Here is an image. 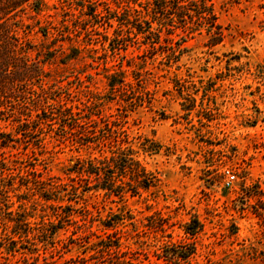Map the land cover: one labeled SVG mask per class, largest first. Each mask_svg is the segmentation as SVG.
I'll return each instance as SVG.
<instances>
[{
	"label": "rangeland",
	"instance_id": "obj_1",
	"mask_svg": "<svg viewBox=\"0 0 264 264\" xmlns=\"http://www.w3.org/2000/svg\"><path fill=\"white\" fill-rule=\"evenodd\" d=\"M46 1L49 8L37 17L42 25L44 20L52 24L68 20L63 10L78 13L75 4L66 9L63 0ZM101 1L115 7L111 0ZM205 1L213 6L221 28L222 40L216 45L195 22L199 31L182 39L181 30L171 36L164 33L165 50L145 51V45L133 44L121 51L125 57L120 58L107 44L104 52L99 42H93L68 66L60 57L46 66L51 79L64 78L62 85L71 82L70 91L76 95L71 103L82 107L87 99V94L77 92L73 75L80 71L83 80L87 81L86 74L94 79L89 89L102 96L101 115L114 119L126 114L129 133L138 144L137 159L150 172L153 186L122 200L88 192L71 202L66 196L62 202H46L38 193H27L23 197L31 232L14 235L13 223L0 222V236L6 228L16 241L0 249V264H109L117 261L115 254L99 253L97 246L107 234L112 240L119 238L117 256L125 254L121 259L135 264H264V0ZM107 31L111 35V28ZM30 38L35 43L52 42L36 29ZM79 39L85 40L82 35ZM171 46L174 51L167 49ZM63 50L69 53L68 44ZM131 56L136 57L135 65L128 67ZM120 62L132 85L127 92L132 106H127L131 99L123 102L106 88L105 69L113 72ZM134 71L141 73V87ZM43 138L45 147L30 142L24 149L16 143L15 148L0 149V158L32 162L43 180L52 178L71 190L77 183L71 181L73 174L68 178L67 169L89 150L78 152L50 135ZM226 171L236 175L229 184ZM19 194H24L23 188L9 194L12 211L18 210ZM68 205L73 208L65 218ZM118 214L130 218L114 230L104 228L103 223ZM193 220L201 226L191 236L187 230ZM51 224L59 227L53 236L47 234ZM7 248L15 251L7 253ZM191 248L194 253L185 262L181 252Z\"/></svg>",
	"mask_w": 264,
	"mask_h": 264
},
{
	"label": "trees",
	"instance_id": "obj_2",
	"mask_svg": "<svg viewBox=\"0 0 264 264\" xmlns=\"http://www.w3.org/2000/svg\"><path fill=\"white\" fill-rule=\"evenodd\" d=\"M111 1L115 7L101 0H63L64 8L71 9L75 4L77 6L74 10L78 13L75 15L63 10L62 15L64 18L70 17L68 20L63 19L59 24L44 20L42 25L37 17L49 8L46 0H0V149L15 148L16 143L27 149L30 142H37L45 147L42 144L43 137L50 135L61 143L67 142L74 146L78 152L81 149L89 150L87 157H76L67 169L68 178L73 174L71 181L77 183L71 184V190L65 184L54 182L52 178L43 180L42 173L32 162L15 159L10 163L6 157L0 158V222L4 226L9 222L13 223L14 235L27 236L31 232L27 221L30 215L25 210L24 203L27 199L23 197L27 193L32 196L38 193L46 202H62L65 196L71 202L81 199L88 192H103L106 196L113 195L122 200L127 194L134 197L141 190L153 186L150 172L137 159L138 144L129 133L128 121L124 120L126 114H119V118L114 119L101 115L99 108L103 102L102 96L98 91L89 89V84H93L94 79L86 74L87 81L83 80L81 75L84 72L80 71L73 76L79 84L77 92L87 94V99L81 103L82 107L71 103L76 96L70 91L71 82L62 85L64 78L51 79L52 71L47 70L46 66L55 63L57 57H60L63 66H68L70 61L77 60L86 51L85 47L93 42H99L104 52L107 44L113 55L120 58L125 57L120 54L121 51L126 52L133 44L145 45V51L157 52L160 48L165 50L166 46L161 42L164 33L171 36L176 30H181L184 36L179 38L182 39L199 31L193 27L195 22L204 26L211 45L222 40L214 8L205 0ZM99 6L102 7L101 10ZM30 20L34 22L28 23ZM65 22H70V25H65ZM99 28L103 30L102 33L98 32ZM107 28H111V35H108ZM33 29L45 41L52 38V42L35 43L30 38ZM81 35L85 39L82 42L79 39ZM94 36L97 37L93 38ZM176 36L179 35L176 33ZM80 43L83 45L82 50ZM66 44L69 49L67 54L63 50ZM167 49L174 51L172 46ZM135 59V56H131L126 66L135 65ZM122 65L120 62L113 72L105 69L106 88L108 93L120 95L123 102L131 99L127 106H132L133 98L127 94L132 85L127 81L126 70ZM132 74L138 87H141V73L134 71ZM63 90L66 95H62ZM120 106L124 108L123 104ZM94 150L98 155L91 156ZM22 188L24 194L17 196L18 210L12 211L9 209L12 204L9 194ZM61 192L66 193L60 195ZM2 205L5 208L3 210ZM72 208L71 205L64 208L65 218L70 216ZM113 217L115 218L103 223L104 228L114 230L118 224H124L130 218L119 214ZM129 223L133 226V223ZM200 226L197 220H193L187 234L193 236ZM57 229L58 225L51 224L50 230L47 228V234L53 236ZM3 231L5 234L0 236V249L16 243L6 233V228ZM97 246L100 247L99 253L115 254L117 261L110 260L109 264H135L131 259H121L125 254L117 256L121 246L118 237L112 240L107 234L106 240L99 242ZM13 251L15 250L6 249L7 253ZM193 253L191 248L181 252V257L186 262Z\"/></svg>",
	"mask_w": 264,
	"mask_h": 264
},
{
	"label": "built area",
	"instance_id": "obj_3",
	"mask_svg": "<svg viewBox=\"0 0 264 264\" xmlns=\"http://www.w3.org/2000/svg\"><path fill=\"white\" fill-rule=\"evenodd\" d=\"M236 175H234L232 172L230 171H226V176H225V181L226 184H229L233 181V179H235Z\"/></svg>",
	"mask_w": 264,
	"mask_h": 264
}]
</instances>
